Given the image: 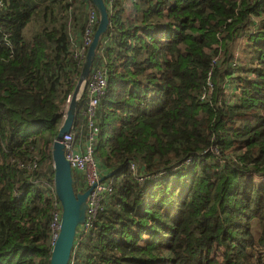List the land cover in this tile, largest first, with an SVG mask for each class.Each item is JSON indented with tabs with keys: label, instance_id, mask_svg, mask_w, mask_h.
Segmentation results:
<instances>
[{
	"label": "trees",
	"instance_id": "1",
	"mask_svg": "<svg viewBox=\"0 0 264 264\" xmlns=\"http://www.w3.org/2000/svg\"><path fill=\"white\" fill-rule=\"evenodd\" d=\"M35 1L0 10V264H49L51 149L84 60L72 40L97 12ZM104 1L94 153L113 192L68 264H264V0Z\"/></svg>",
	"mask_w": 264,
	"mask_h": 264
},
{
	"label": "built area",
	"instance_id": "2",
	"mask_svg": "<svg viewBox=\"0 0 264 264\" xmlns=\"http://www.w3.org/2000/svg\"><path fill=\"white\" fill-rule=\"evenodd\" d=\"M109 3L112 0H108ZM4 6V0H0V10ZM98 23V16L94 9L88 10L87 25L82 35V40L79 44L74 45V39L72 45L74 46L75 56L81 59L85 57L87 48L92 41L94 31ZM107 86V79L105 71L99 66H92V69L88 75V78L84 84L82 92L85 91L87 95V102L83 115L87 121V131L84 139L78 137V133L72 130L65 134L61 143L63 144L64 155L66 160L74 172L82 174L84 177V189L92 187L87 197V209L86 217L83 224H81L78 232H85L92 228L98 212L102 209L105 199L113 192V181L111 178L101 180L104 174L102 173L99 162L95 157L94 145L98 134V127L95 125V110L98 104L100 96L104 93ZM208 91L211 90V80H207ZM205 94L202 95V98ZM21 167L36 168L37 162L33 161L30 164L25 165L19 163ZM130 168L138 182H142L145 179V175L138 171V166L134 163L130 165ZM83 189V190H84ZM52 193L55 194L54 185L51 186ZM61 219V207L60 203L55 195L53 202V211L50 220V235L51 245H53L60 228Z\"/></svg>",
	"mask_w": 264,
	"mask_h": 264
},
{
	"label": "water",
	"instance_id": "3",
	"mask_svg": "<svg viewBox=\"0 0 264 264\" xmlns=\"http://www.w3.org/2000/svg\"><path fill=\"white\" fill-rule=\"evenodd\" d=\"M98 12V24L89 44L75 86L67 99L63 120L53 141L51 156L53 163V185L55 195L61 207V219L58 235L51 247L49 264H68L78 227L84 223L87 209V197L92 189L88 187L77 191L73 171L64 155L62 137L74 127L77 106L82 89L92 69L93 60L102 35L105 33L109 16L104 0H91ZM114 171L102 176L101 180L113 176Z\"/></svg>",
	"mask_w": 264,
	"mask_h": 264
},
{
	"label": "rangeland",
	"instance_id": "4",
	"mask_svg": "<svg viewBox=\"0 0 264 264\" xmlns=\"http://www.w3.org/2000/svg\"><path fill=\"white\" fill-rule=\"evenodd\" d=\"M49 1L50 0H36L35 2L39 3V4H46ZM82 21H84V18H82ZM37 29H38V22L32 21L26 26L25 33L28 37H30L31 35H33L37 31ZM251 177L253 179L254 175H251ZM256 177H258V176H256ZM263 181H264V177H262L261 179H259V178L256 179V182L258 184H261ZM80 182L82 183V180H80ZM253 233H254L255 237L257 238L259 235V226H258V223L256 221L253 222ZM254 264H257V263H254Z\"/></svg>",
	"mask_w": 264,
	"mask_h": 264
},
{
	"label": "clouds",
	"instance_id": "5",
	"mask_svg": "<svg viewBox=\"0 0 264 264\" xmlns=\"http://www.w3.org/2000/svg\"><path fill=\"white\" fill-rule=\"evenodd\" d=\"M97 13V12H96ZM98 16V15H97ZM98 24V23H97ZM97 27V26H96ZM77 182V181H76ZM85 190V189H84ZM77 234V233H76Z\"/></svg>",
	"mask_w": 264,
	"mask_h": 264
},
{
	"label": "crops",
	"instance_id": "6",
	"mask_svg": "<svg viewBox=\"0 0 264 264\" xmlns=\"http://www.w3.org/2000/svg\"><path fill=\"white\" fill-rule=\"evenodd\" d=\"M82 176V175H81ZM82 181H83V179H82Z\"/></svg>",
	"mask_w": 264,
	"mask_h": 264
}]
</instances>
